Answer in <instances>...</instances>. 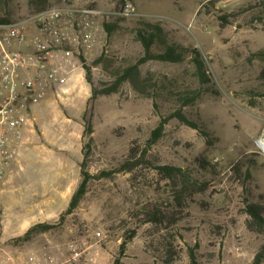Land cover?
Masks as SVG:
<instances>
[{
    "label": "rangeland",
    "instance_id": "374dc122",
    "mask_svg": "<svg viewBox=\"0 0 264 264\" xmlns=\"http://www.w3.org/2000/svg\"><path fill=\"white\" fill-rule=\"evenodd\" d=\"M261 1L128 0L139 15L123 19L111 15L122 9L115 0H0V18L14 21L42 5L107 12L99 22L95 52L88 60L78 58L66 93L52 88L35 108L16 176L0 184V264H63L74 244L86 249L80 264H191V252L199 264H221L237 244L253 263L264 246V233L253 227L246 211L247 202L258 203L264 194L259 145L264 136V55H257L264 53ZM140 21L160 24L170 44L189 49L187 58L179 64L142 65L143 77L150 79L148 96L124 83L117 93L92 100L85 68H92L95 89L112 87L119 72L144 56L134 33ZM108 24L115 26L112 33ZM198 55L211 84L183 114L201 131L173 118L151 146L163 118L179 111L170 90L200 88L192 61ZM90 122L93 142L86 149ZM131 150L136 152L133 170L119 172ZM239 161L246 167L256 162L250 182L244 173H234ZM84 163L92 179L68 213L83 181ZM164 166L180 172L169 179L159 171ZM181 190L190 195L178 202ZM150 202L182 214L177 225L160 233V227L144 223L138 212ZM38 224L52 229L25 241ZM166 243L174 246L171 254ZM91 254L94 263L86 261Z\"/></svg>",
    "mask_w": 264,
    "mask_h": 264
},
{
    "label": "built area",
    "instance_id": "2783aa9c",
    "mask_svg": "<svg viewBox=\"0 0 264 264\" xmlns=\"http://www.w3.org/2000/svg\"><path fill=\"white\" fill-rule=\"evenodd\" d=\"M106 15L98 8L59 5L20 20L0 21V184L6 185L13 175L19 151L28 143L35 108L52 88L66 93L65 85L78 70V58L88 60L99 45V22ZM111 15L133 19L139 14L127 2ZM1 218L0 208V225ZM93 231L100 237V230ZM85 250L72 245L63 264H80ZM95 260L91 254L86 261ZM221 264H249V256L237 244Z\"/></svg>",
    "mask_w": 264,
    "mask_h": 264
},
{
    "label": "trees",
    "instance_id": "16d2710c",
    "mask_svg": "<svg viewBox=\"0 0 264 264\" xmlns=\"http://www.w3.org/2000/svg\"><path fill=\"white\" fill-rule=\"evenodd\" d=\"M115 1L119 6L122 7L128 2V0H115ZM260 6L262 7V11L259 13V19L261 20L262 18H264V0L260 2ZM48 8L50 7H47L46 5H42L41 7H37V11H35L34 13L41 12ZM0 21L11 22L14 20L8 18H0ZM114 27H115L114 25H109V24L106 25V29L109 33L113 32ZM134 33L136 35L137 41L143 47L144 56L141 60L138 61V63L130 65L125 69H123L121 72H119L118 78H116L115 82L112 84V87L105 88L102 90L95 89L92 81V68L90 67L85 68L87 73L86 75L87 81L93 88L92 100L98 99L99 96H103V95L109 96L113 93H117L120 87L124 83H129L141 95L148 96L150 95L149 89L151 88L150 79L143 77V74L141 72V66L150 61L179 64V63H183L188 56V52H189L188 48H185L184 46L172 45L168 42L167 34L160 24L140 21L136 26ZM155 47L160 49L158 53L154 52ZM257 55L258 56L264 55V53L261 52L258 53ZM101 60L102 59L100 58V61ZM192 61L196 68V79L200 84V88L187 89L184 91L170 90V95L173 96V99L177 102L179 111L168 118H163L160 126L152 134V138L149 141V144L151 146L159 141V139L162 136L165 125L173 118L179 119L183 124H185L188 127H191L194 130L201 131L199 125L190 121L183 114V111L185 108L193 106L198 100H200V98L202 97L205 91L203 90V87L211 84V78L207 74L206 66L200 55H198V57L195 59L192 58ZM97 64H99V62ZM92 134H93V125L90 122L85 134L86 137H89L88 143L86 144V149L87 148L89 149L93 142V139L91 137ZM134 156H136V152L135 150H131L129 161H127V163H125L122 169H119L118 171L119 172L132 171L135 164L131 162L132 161L131 159H133ZM251 163L254 165L256 164V162H251ZM254 165H249L246 167L245 165L242 164V161H239L233 167V171L234 173H237L239 175H242L244 173L245 178L248 180V182H250L253 179L251 169L253 168ZM159 171L169 179L173 178L175 174L180 172V170L170 166L159 167ZM82 175H83L82 184L80 185L77 193L73 197L71 208L68 210V213L73 212V210L76 209V207L79 205L80 201L86 195L87 185L89 181L92 179L90 174L87 173L85 170V163L82 166ZM247 191L249 192V190H246V192ZM185 195L187 196L190 195L189 191L186 192L184 190H181L180 194L176 197V200L178 202L183 201V198L186 197ZM258 199H259L258 203L247 202L246 211L247 214L252 219L254 225L253 227L256 228L260 233H264V194L259 195ZM138 214L139 216L142 215L144 217V223L160 227L159 229L160 233L165 229L168 230L176 226L180 219V215H182L178 211L176 212L171 209L164 210L163 207H161L158 203H154V202H150L142 206ZM161 227H165V228H161ZM51 229L52 226L45 224H38L32 227L27 232L24 240L30 242L37 235L47 233ZM133 237L134 234L133 233L130 234V239H133ZM125 244H127V242H125ZM164 248L169 254H171V252L174 250V246L171 243L170 244L166 243V246H164ZM190 258H191V264H199L193 252L190 253ZM263 263H264V246L262 247V250L256 255L252 264H263Z\"/></svg>",
    "mask_w": 264,
    "mask_h": 264
},
{
    "label": "crops",
    "instance_id": "0c3cea01",
    "mask_svg": "<svg viewBox=\"0 0 264 264\" xmlns=\"http://www.w3.org/2000/svg\"><path fill=\"white\" fill-rule=\"evenodd\" d=\"M39 110H40V108L36 111L38 116H39ZM18 164H19V162H18L16 165H18ZM18 173H19V172H18ZM15 176H16V175L13 174V175L8 179L7 183L10 181L11 178H13V177H15ZM7 183H6V184H7Z\"/></svg>",
    "mask_w": 264,
    "mask_h": 264
},
{
    "label": "bare ground",
    "instance_id": "6f19581e",
    "mask_svg": "<svg viewBox=\"0 0 264 264\" xmlns=\"http://www.w3.org/2000/svg\"><path fill=\"white\" fill-rule=\"evenodd\" d=\"M259 145H260V147L262 148V150L264 151V139H261V140L259 141Z\"/></svg>",
    "mask_w": 264,
    "mask_h": 264
},
{
    "label": "water",
    "instance_id": "95a60500",
    "mask_svg": "<svg viewBox=\"0 0 264 264\" xmlns=\"http://www.w3.org/2000/svg\"><path fill=\"white\" fill-rule=\"evenodd\" d=\"M263 139H264V136H263Z\"/></svg>",
    "mask_w": 264,
    "mask_h": 264
}]
</instances>
